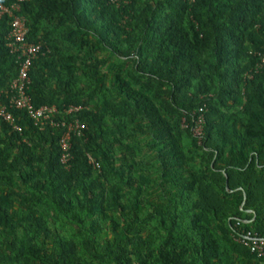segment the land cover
<instances>
[{
  "label": "trees",
  "instance_id": "1",
  "mask_svg": "<svg viewBox=\"0 0 264 264\" xmlns=\"http://www.w3.org/2000/svg\"><path fill=\"white\" fill-rule=\"evenodd\" d=\"M113 1L21 4L33 107H81L68 170L9 105L0 17V264H264L236 241L264 238V0Z\"/></svg>",
  "mask_w": 264,
  "mask_h": 264
},
{
  "label": "built area",
  "instance_id": "2",
  "mask_svg": "<svg viewBox=\"0 0 264 264\" xmlns=\"http://www.w3.org/2000/svg\"><path fill=\"white\" fill-rule=\"evenodd\" d=\"M28 0H13L9 5H4L0 0V17H7L9 19L10 30L6 36V47L10 54L15 55L20 62L17 77L10 84L9 105L11 108L25 112L34 124L43 130L47 126L50 128H61L62 133L59 138L60 148V163L65 170L70 168L72 160V138L74 136H82L85 126L81 124L76 117L81 111V107L69 106L62 112H59L54 107L42 106L34 108L27 89L30 84L29 68L33 61L42 53L44 43H32L27 41L26 35L28 28L26 20L19 14L21 4ZM117 4V0L113 1ZM196 116L192 134L201 141L203 136V127L205 124V109L200 107L194 113ZM60 117V118H58ZM0 119L8 123L13 130L20 131L19 126L15 123V118L11 112L5 107L0 106ZM88 163L93 166L95 170L99 169L92 157L87 155ZM238 224H236L237 226ZM244 245L251 254L256 258L264 259V238H261L257 233L246 232L238 237L236 240Z\"/></svg>",
  "mask_w": 264,
  "mask_h": 264
}]
</instances>
